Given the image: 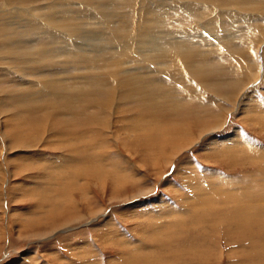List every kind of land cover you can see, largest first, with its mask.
Masks as SVG:
<instances>
[{
	"label": "rangeland",
	"instance_id": "obj_1",
	"mask_svg": "<svg viewBox=\"0 0 264 264\" xmlns=\"http://www.w3.org/2000/svg\"><path fill=\"white\" fill-rule=\"evenodd\" d=\"M202 1L211 6L218 5L214 0ZM247 1L250 3L246 6L235 7L234 9L225 7V10H228L224 14V20L226 19L225 21L228 22L227 25L229 26L232 25L229 23L234 24V27L232 25L226 31L228 36L235 31L236 37L234 39L235 43H237L236 45L244 42L246 35L257 30L260 25H263L262 27L264 28V0ZM2 2L5 3L0 0V3ZM158 2L159 0H142V3L147 7L156 6ZM167 2L172 5H180V0H167ZM136 6L138 9L141 8L140 4ZM26 7L28 9L29 4H24L21 8ZM2 9L14 11L15 8L6 5ZM128 9L130 8L126 7L122 11ZM216 9L214 8L213 10ZM93 13L95 15V12ZM179 15L185 16L186 13ZM179 24L187 28H194L197 33H201L202 36L200 38L208 39L212 31L210 30L209 32L208 28H204L200 21L194 22L190 16L185 18L184 22L180 21L178 26ZM133 27L137 28L136 25ZM243 27H246L245 31ZM133 37H135V33ZM211 41L213 42L214 40H209V42ZM210 47L206 45L200 48L206 50V48ZM219 48L221 49L216 52L214 55L215 59L210 64L213 66L215 64V68L229 67L233 64L228 56L229 50L227 51L224 47ZM260 60L263 65L264 57L261 56ZM5 63H0V96L3 94L1 91L7 89L10 90H7L10 94L16 91V93L26 92L30 88L32 80L39 83L38 81L40 80L38 79L41 75L37 74L36 76L35 74L36 80L33 76L34 73L25 75V77L17 69L15 63ZM16 71L18 72L16 73ZM27 78L30 79L27 80ZM223 78L229 80L233 77L225 75ZM17 84H21L18 86L19 89ZM224 84L223 82L222 86L225 87ZM26 85H28V89H24ZM181 86L179 84L173 86L174 90L171 92H175V95L172 94L171 97L165 98L168 102L165 100L164 104H167H162V107L166 106L169 108L167 111H172L173 109V113L166 112L158 115V113L150 112L153 116L155 115L154 117L150 113H146L160 123V126L162 125L160 128L154 126V122L153 124L142 125L140 126L141 128L133 129V127H130V121L128 123V119H126L129 114L114 113V116L112 115L113 119H110L113 129L108 131L104 128L100 135L98 119L95 117L100 111H108L109 109L103 110L104 108L100 106L102 97L105 98L107 95V88L104 86L99 87L97 84L91 85V89L94 87L92 89V93H94L90 95V98L86 99V104L89 103V108L84 109L85 111L82 110L83 113L87 114L86 117L77 113L73 115L76 117H67V119H64V117L68 113L67 115L59 114V116H55L56 109L63 112L69 111L56 100V103H54V100L50 101L51 105L54 104L53 107H41L43 105L40 104L46 103L48 98H41L42 100L39 98L37 101L32 100L30 102L24 101L21 104L11 102L1 109L0 115L3 125L0 123V196L1 200L4 198L6 206L8 205V208L12 209L9 216L6 212H3L2 208L0 209V264H79L80 260L76 259L77 254L75 251L77 250H71L69 247L73 246L72 243L75 242L78 243L80 241L79 243H83L88 238L98 241L96 246L94 245L95 250L92 251L93 257L96 256L93 258L96 264H127V258H123L126 253L121 250V243H118L121 247H118L119 245L117 244L118 240L121 239L130 240L133 243L132 245L135 246H139L144 242L141 244V248L139 247L141 249L139 252L141 253L136 252V254L137 256L149 255L147 256V264H264V256L262 257L261 254L256 252L257 247L255 245V242H259L260 239V241H263L261 237L264 236V224L252 222L245 225L246 227H236L235 223H233L228 226V218L232 214L230 209L244 204L246 196L254 195L255 191H258V189L254 191L252 189L250 191L241 190L239 189L240 184L245 181L258 187L264 186V117H262L264 115V78H259L254 84L255 87L252 86V89H250V93L241 98L242 100H237L238 103L225 101L221 96H213L209 91L200 94L197 90L196 92L191 88ZM179 91L181 92L179 93ZM160 98L163 99L161 96ZM160 98H158L159 101ZM138 100L136 98L132 102L128 101L123 106L124 109L121 108V110L131 109L129 110L130 114L142 113V115L143 111L149 112L138 109L135 103ZM163 101H160V103H163ZM12 103L14 105L17 103V105L14 106ZM76 104V109L80 110L84 107L85 102H76ZM215 113H220L223 119H227L224 127L216 128L215 131H212L210 128L217 122ZM13 116L15 119H13ZM56 122L68 125L67 128L69 129H74L75 126L78 129L87 127L94 136H97L96 138L99 137L100 140L101 138L103 140L106 138L105 141L101 140L103 142L102 146L99 144V147H97L103 154L111 155L115 154L113 151H118L117 145L113 142L115 136L119 137L121 142L124 139L126 144L131 147L129 148L131 151H126L125 147L120 143L121 151L124 153L122 158L128 159L132 157L130 158L131 162L135 164L137 171L140 172L143 182H139V180H136V182L135 180L129 181L128 178H125V175L122 176V172L119 177L121 179H118V183L114 184L115 175L109 174L100 179L91 175L92 177H88L92 184L91 191L82 196L79 189H76L73 185L70 186L71 181L66 182L63 179L69 172V167L67 168L66 166H69L67 158L70 155L66 153V151H69L67 148H61V145H56L55 143L59 142L60 139L53 135V131L50 130L56 126ZM2 128H4L3 136H5L6 141L2 137ZM169 128L173 130L177 128L176 130L180 134L185 131V128H189L195 135L188 137V141H192L191 143L186 144L184 142L180 151L175 152L172 149V144L168 143L169 141L166 142V138L169 140V137L163 136L165 134L164 131H168ZM111 131L114 134H110L109 132ZM158 132H162L161 141L157 139L160 136ZM53 138L58 140L56 141ZM175 138L179 140L182 137L180 135L175 136ZM26 139L30 142L27 143ZM33 139L37 140V143H33ZM20 141H23L24 144ZM93 151L95 152V149ZM131 152H134L132 156H130ZM125 164L128 165V163ZM102 173L108 172L106 170ZM69 175H72V173ZM232 177L234 178L232 179ZM215 180H220V183L224 185L211 191L209 183ZM188 181L192 185L187 184ZM82 182H84L83 179ZM138 183L140 184L137 185ZM64 185L70 186L68 187V194L65 192H59L60 194H58V191H54L55 188ZM154 186L155 189L153 188ZM198 186L201 188H198ZM203 186L208 187L207 190L211 191L210 195L201 194V191L204 190ZM229 186H232L231 189H229ZM53 187L54 189L51 191L50 189ZM139 189L153 191L143 196H133V198V193H137ZM119 192L121 195H118ZM125 193L129 195L131 193V195L125 197ZM180 193L193 199L194 204L197 202L195 205H188L191 209L195 207V214L189 215L182 227L172 228V231H170V228L169 230L162 227L153 229L154 226L149 223L153 220L151 219L152 216L148 213L142 214L140 210L157 206L158 198L163 196L167 201L162 206H167V208L175 207L177 211H180L182 209V205L178 200L181 196ZM69 194L75 196L80 202L79 208H73V205H65L69 199ZM53 195L65 206L60 205V202L54 204ZM200 195L202 196L201 200ZM50 196H52L51 201L49 200ZM137 214L140 216H137ZM79 215L85 216L80 220L78 219V221L73 219ZM165 218L162 219V222H164ZM219 218H225L227 221H218L217 219ZM116 221L118 225H113ZM154 222L159 223L156 220ZM52 225L56 228L49 231ZM207 226L209 227L206 228ZM107 231H112L109 236L105 235ZM115 231L117 233L124 232L126 235L122 234L117 238ZM145 235L147 236L146 238L144 237ZM178 237H182V241ZM165 243H172L170 244L173 245L171 251L164 248ZM64 244L66 245L64 246ZM157 244L160 245L156 246ZM185 245H188L189 248H195L194 254L174 256L175 249L177 253L181 246ZM100 248H103V252L100 251ZM123 250H125L124 247ZM100 253L103 254V257H101ZM119 253L123 254V256L118 257ZM254 254L257 255L255 256Z\"/></svg>",
	"mask_w": 264,
	"mask_h": 264
},
{
	"label": "bare ground",
	"instance_id": "obj_2",
	"mask_svg": "<svg viewBox=\"0 0 264 264\" xmlns=\"http://www.w3.org/2000/svg\"><path fill=\"white\" fill-rule=\"evenodd\" d=\"M2 1L5 3H0V63H15L17 69L21 72V74L23 73L24 76L34 73L33 76L35 74L36 76L39 74L41 77L38 79L40 80L38 81L39 83H36L32 80L29 89L27 87L28 85H26V87L24 86V89H28L26 92L16 93V91L13 92L15 94H10L8 92L10 90H2L1 92L3 94L0 96V111H2L1 109H3L7 104L9 105L11 102H17L21 104L24 101L30 102L32 100L37 101L39 98L40 100H42L41 98H48V103L46 101V103L43 102L44 104H40L43 105L41 107H53L54 104L52 103L53 105H51L50 101L54 100V103H56V100L57 102L64 105L69 111L63 112L56 109L55 116H59V114L67 115L68 113V115L64 117V119H67V117H76L73 115H76L77 113L83 117H86L87 114L83 113L82 110L85 111L84 109L89 108V103L86 104V99L90 98V95L94 93H92V89H94V87L91 89V85L97 84L99 87L104 86L107 88V95L105 98L102 97L100 106L104 108L103 110H106L107 108L109 109L108 111H100L95 117L98 119V131L100 135L104 128H106L108 131L113 129V124L110 119L114 116V113L129 114L127 115L128 118L126 119H128V123L130 121V127H133V129L139 128L142 125L145 126L147 124H153L154 122L155 124L153 125L160 128L162 125L160 126V123H158L153 118L155 115L153 116V114L150 112L158 113V115L166 112L173 113V109L172 111H167L169 108L166 106L162 107V104L165 103V98L171 97V95L175 93H172L171 91L174 90L173 86L177 84L182 85L183 87L191 88L194 91L197 90L200 94L205 91H209L213 94V96H221L225 101L237 102V100H240L241 98L245 97V95L250 93V89H252V86H254L255 82L259 78H264V63L262 65L260 60L261 56L264 57L263 25H260L257 27V30L246 35L245 41L242 42L243 44L240 43L242 45H236L237 43H235L234 39L236 37V33L234 29V32L230 33L229 36L228 32L226 31L227 28L231 27L232 25L234 27V24L229 23L232 24L229 26L227 25L228 22L225 21L226 19L224 20V14L228 10H225V7L234 9L235 7L238 8L246 6L250 3L247 0H214L218 5L213 6L203 3L202 0H180V5H172L168 4L167 0H159L157 4L155 3L156 6L153 7H147L144 5V3H142V0ZM24 4H29V8H21ZM137 4H140L141 8L138 9L136 6ZM6 5L15 8L14 11L2 9L3 7L5 8ZM126 7L130 9L122 11ZM212 8L217 9L213 10ZM93 12H95V15H93ZM181 13H186V15H179ZM8 14L9 16H7ZM189 16L194 22L200 21L204 28H208L209 32L212 30L208 39L204 37H202L203 39L200 38L202 36L201 33H197V31H195L192 27L187 28L183 25L180 26V24L178 26L180 21L184 22L185 18H188ZM135 25L137 26L136 29L133 27ZM93 27L94 29H92ZM243 29L245 31L246 27H243ZM239 31L242 32L240 29ZM134 33L135 37H133ZM211 39L214 41L209 42ZM206 45L207 47H211L206 48V50L200 48L201 46ZM219 47H224L227 49V51L229 50L228 56L233 62V64L229 67L221 65L222 67L215 68V64L214 66L210 64V62L215 59L214 55L216 52L221 49ZM260 53L261 55H259ZM17 72L18 71H16V73ZM225 75L227 77L230 75L233 78L229 80L224 79L223 77H225ZM29 79L27 78V80ZM223 82L225 83V87L222 86ZM18 84L17 87L21 85ZM176 92L178 93V91ZM180 92L181 91H179V93ZM160 96L163 97V99H161ZM183 96L185 95L183 94ZM136 98L139 99L137 102H135L136 106H138V109L147 110L149 112L143 111L142 115V113L130 114L129 110L131 109L126 111L123 110V106L128 101L132 102L136 100ZM158 98H160V101L164 100L163 103H160ZM76 102H85L86 105L84 104L83 108L77 110L78 108L76 109ZM17 103L15 105H17ZM121 108L123 109L121 110ZM146 113H150L153 117ZM14 114L16 115V113ZM221 116L222 115L220 113L215 115L217 122L214 123L210 128L212 131H215L216 128L220 129L224 127V124H226L227 118L223 119ZM262 117H264V115ZM13 119H15L14 116ZM0 123L3 125L1 115ZM67 127L68 125L56 122V126L50 131H53V135L60 139L59 142H55L56 145H61V148L64 147L69 150H65L66 153L70 155L69 158H67V161H69V166L66 167H69L68 175L70 173H72V175H65L63 179H65L66 182L71 181L70 186L73 185L76 189H79L82 196L91 191L92 184L88 177L92 176H96L100 179L101 177L108 176L109 174L115 175L113 180L115 181L113 182L114 184L118 183L117 181L118 179H121L119 177L123 173L122 176L125 175V178H128L129 181L135 180L136 182V180H139V182H143L140 172L137 171L136 166H134L135 164L131 162L130 158L132 157H129L128 159L122 158L124 153L121 151L120 143L123 145V147H125L126 151H131L129 149L131 147L126 144L124 139L121 142L119 137L115 136L113 142L115 145H117L118 151H113L115 154L111 155H108L107 153L103 154L98 150L97 147H99V144L102 146V141L106 140L105 137V140L101 138V141L99 137L96 138L97 136H94L87 127L80 129L76 128V126L74 129H69ZM5 128L7 127L5 126ZM3 129L4 128H2L1 133L2 137L6 141L5 136H3ZM176 129L173 130L169 128L168 131H164L165 134L163 135L169 137V140L166 138V142L169 141L168 143L172 144V149L175 150V152L178 150L180 151L184 142L186 144L191 143L192 141H188V137L195 135L194 132L189 128H185V131L181 134ZM109 133L111 134L113 131ZM158 135L160 136H158L159 138L157 137V139H162V132H158ZM180 135L182 138L177 140L175 136ZM25 141L27 143L30 142L27 139ZM36 141L37 140H34L32 142L37 143ZM94 149L95 152L93 151ZM161 151L164 152L162 149ZM133 153L134 152H131L130 156H132ZM125 163H128V165ZM106 170L108 173L103 174L102 172ZM233 178L234 177H232V179ZM82 179L84 182H82ZM211 182L212 183H209V186H211V191L224 185L220 183V180ZM243 182L240 184L239 189L247 191H250V189H252V191L258 189V191H255V194L253 193L254 195L246 196L244 204L230 209L232 214H230V217L228 218V226H231L233 223H235L236 227H243L252 222H261L264 224V219L262 220V218H264V186H259V188L250 182ZM139 184L140 183L137 185ZM187 184L192 185V183L189 181ZM70 186L64 185L55 189L53 187L50 190L52 191V189H54V191H58V194H60L59 192H65L68 194V187ZM231 187L232 186H229V189H231ZM153 188L155 189V186ZM198 188L201 187L198 186ZM203 188L204 190L202 189L203 191H201L202 195L208 196L211 194V191L207 190V186H203ZM152 191L153 190L143 191L139 189L137 193H133L132 197L138 195L143 196L145 194H149ZM125 194V197L131 195V193L130 195L127 193ZM180 194L181 196L178 199L182 205V209H180V211H177L175 207L167 208V206H162L163 204H166L165 202L167 200L163 196H160L156 204L157 206H153V208L145 210L143 209L142 211L140 210V213H148L150 216H152L151 219L153 220L149 223L154 226L153 229L156 227H162L163 229L170 228L171 230H169L172 231L173 229L180 228L182 225H184L183 223H185L189 215L195 214V207L191 209L188 205H195L197 203L195 202L194 204L193 199L183 195L182 193ZM118 195H121V193L119 192ZM51 197L52 196L49 197L50 201ZM201 199L202 196L200 195V200ZM56 202L60 201H58V199L54 196L53 203L55 204ZM5 203L6 202H4V198L1 200L0 196V209L2 208L3 212H6L9 216L11 214L12 208H8V205L6 206ZM59 204L63 205L61 202ZM66 204L70 206L73 205V208H79L80 206V202L75 196H72L71 194H69V199L65 205ZM189 210H191V212H189ZM139 214H137V216ZM84 216L85 215H79L73 219L78 221V219L80 220ZM164 218L165 220L162 222V219ZM154 220L159 221V223L154 222ZM217 220L227 221L225 218H219ZM116 224L118 225L117 221L113 225ZM55 228L56 227L52 225L51 230L49 229V231H52ZM134 229H136V227H134ZM108 231L105 233L106 236H109V234L112 232ZM115 232L117 238L122 234L126 235L121 231V233H117V231ZM145 234L147 233L145 232ZM144 237L146 238L147 236L145 235ZM178 238L182 241V237ZM261 238L263 241H260V239L259 242H255V245L257 247L256 252L261 254L263 257L264 236ZM79 242L72 243L73 246L71 245L69 247L71 250H77L75 252L77 254L76 259L80 260L79 264H96L94 262L95 260L93 259L96 256L93 257L92 251L95 250L94 245L96 246L98 241L88 238V240L83 241V243ZM140 242L138 243L140 244ZM118 243H121L122 247ZM117 244L119 245L118 247H121V250L126 253L125 257L123 256L124 252L123 254L119 253L118 257H121L122 255L124 259L127 258V264H144V261L145 264L148 263L147 256L149 255L137 256L136 254V252L141 250L139 249V247L141 248V244L139 246H135L132 245L133 243L130 240L126 239L118 240ZM170 244L172 243H165L164 248L171 251L173 245ZM65 245L66 244H64V246ZM158 245L160 244H157L156 246ZM123 247L126 251L123 250ZM102 249L103 248H100V251H102ZM143 251L145 252V250ZM194 252L195 248H189L188 245H185L181 246L179 252L177 253L175 249L174 256L178 257V255L181 256L182 254H194ZM100 254L101 257H103V254Z\"/></svg>",
	"mask_w": 264,
	"mask_h": 264
}]
</instances>
